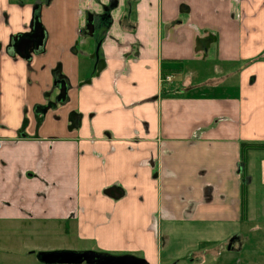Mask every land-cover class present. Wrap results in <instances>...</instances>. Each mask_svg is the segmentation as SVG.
Listing matches in <instances>:
<instances>
[{"label":"crops","instance_id":"crops-1","mask_svg":"<svg viewBox=\"0 0 264 264\" xmlns=\"http://www.w3.org/2000/svg\"><path fill=\"white\" fill-rule=\"evenodd\" d=\"M256 185L264 0H0V264L228 258Z\"/></svg>","mask_w":264,"mask_h":264},{"label":"water","instance_id":"water-1","mask_svg":"<svg viewBox=\"0 0 264 264\" xmlns=\"http://www.w3.org/2000/svg\"><path fill=\"white\" fill-rule=\"evenodd\" d=\"M42 46V30L37 28L31 37L20 39L16 45V50L22 57H28L34 49ZM66 94V86L62 84L61 95ZM237 241L241 245L240 237H233L232 241ZM231 249V245L229 246ZM38 258L45 264H148L144 259L133 255L115 256L96 251H52L38 254ZM174 264V263H173Z\"/></svg>","mask_w":264,"mask_h":264},{"label":"rangeland","instance_id":"rangeland-1","mask_svg":"<svg viewBox=\"0 0 264 264\" xmlns=\"http://www.w3.org/2000/svg\"><path fill=\"white\" fill-rule=\"evenodd\" d=\"M202 71L203 77L214 75L209 63L203 66ZM257 187L256 191L254 190L255 192H251L250 196L251 218L245 226L240 228L245 233L250 232L249 234L252 236L244 252L235 253L236 255L227 258V252L223 251L221 255L209 256L205 263L200 264H264V188H259V185ZM210 259L213 261L208 262ZM181 264L193 263L185 261Z\"/></svg>","mask_w":264,"mask_h":264},{"label":"trees","instance_id":"trees-1","mask_svg":"<svg viewBox=\"0 0 264 264\" xmlns=\"http://www.w3.org/2000/svg\"><path fill=\"white\" fill-rule=\"evenodd\" d=\"M171 72V71H169ZM167 73L168 72H165L163 73L164 76H167ZM62 82L64 83V81L62 80ZM249 149H253V150H259L260 149V146L258 144H247V143H242V151L245 150H249ZM245 153V152H244ZM246 210V207L244 208Z\"/></svg>","mask_w":264,"mask_h":264}]
</instances>
